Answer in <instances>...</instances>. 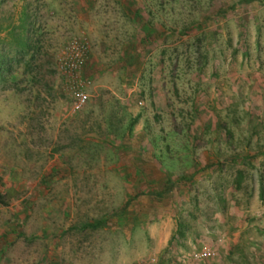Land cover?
<instances>
[{
	"label": "rangeland",
	"instance_id": "rangeland-1",
	"mask_svg": "<svg viewBox=\"0 0 264 264\" xmlns=\"http://www.w3.org/2000/svg\"><path fill=\"white\" fill-rule=\"evenodd\" d=\"M23 6L44 71L0 92V264H264V0H8L0 19ZM168 174L187 177L133 197Z\"/></svg>",
	"mask_w": 264,
	"mask_h": 264
},
{
	"label": "trees",
	"instance_id": "trees-1",
	"mask_svg": "<svg viewBox=\"0 0 264 264\" xmlns=\"http://www.w3.org/2000/svg\"><path fill=\"white\" fill-rule=\"evenodd\" d=\"M7 1L0 0V5ZM40 36L39 29L35 27L32 15L29 14L26 6L20 9L16 17L11 13L6 19H0V92L21 93L26 89H31L34 83L42 80V75H38L43 68L37 60V55L42 49L39 46L40 41L38 38ZM14 76L18 78L14 80ZM236 159H239V157L233 156L231 158V160ZM209 167H211V164H205L201 169ZM186 177V175L172 176L168 174L159 186L148 187L144 191L136 192L133 197L138 198L146 193L155 198H162L172 192ZM130 201L131 199L126 200L117 213H123L130 205ZM105 221L98 220L84 224L82 227H99L104 225ZM141 223L143 222H140V220L136 222L138 225Z\"/></svg>",
	"mask_w": 264,
	"mask_h": 264
},
{
	"label": "built area",
	"instance_id": "built-area-1",
	"mask_svg": "<svg viewBox=\"0 0 264 264\" xmlns=\"http://www.w3.org/2000/svg\"><path fill=\"white\" fill-rule=\"evenodd\" d=\"M66 68L68 69V71H74L76 68V64L74 62H68V64L66 65ZM75 101L78 106L82 105L85 102V95L81 90H77L75 92ZM210 254H211V251H209V249L207 248H204L200 250L199 252L193 253L191 257L189 258V260H187V262H184L182 264H197L201 260L209 257Z\"/></svg>",
	"mask_w": 264,
	"mask_h": 264
},
{
	"label": "crops",
	"instance_id": "crops-1",
	"mask_svg": "<svg viewBox=\"0 0 264 264\" xmlns=\"http://www.w3.org/2000/svg\"><path fill=\"white\" fill-rule=\"evenodd\" d=\"M163 234V233H162ZM185 262H187V260L185 261ZM202 261H200V262H198L197 264H200ZM182 263H184V262H182Z\"/></svg>",
	"mask_w": 264,
	"mask_h": 264
}]
</instances>
